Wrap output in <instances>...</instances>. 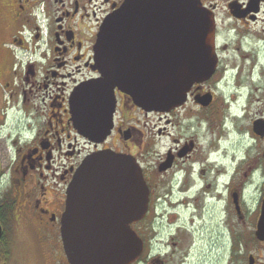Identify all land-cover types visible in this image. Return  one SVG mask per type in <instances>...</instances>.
Here are the masks:
<instances>
[{
  "label": "flooded vegetation",
  "instance_id": "flooded-vegetation-1",
  "mask_svg": "<svg viewBox=\"0 0 264 264\" xmlns=\"http://www.w3.org/2000/svg\"><path fill=\"white\" fill-rule=\"evenodd\" d=\"M125 1L0 0V134L9 140L0 143V240L10 249L1 264H13L22 229L70 264L60 246L67 191L84 159L107 150L135 158L149 187L148 214L132 225L145 250L132 264L173 262L187 237L178 211L189 201L202 210L208 199L220 204L217 225L229 253L239 231L264 249L256 234L264 205V0H198L215 16V72L164 112L147 111L116 88L112 119L94 139L77 127L72 98L104 78L95 46ZM8 152L6 170L1 153ZM158 225L172 231L165 243ZM156 243L167 251L154 252Z\"/></svg>",
  "mask_w": 264,
  "mask_h": 264
},
{
  "label": "water",
  "instance_id": "water-1",
  "mask_svg": "<svg viewBox=\"0 0 264 264\" xmlns=\"http://www.w3.org/2000/svg\"><path fill=\"white\" fill-rule=\"evenodd\" d=\"M95 52L104 78L78 87L72 105L80 132L97 139L93 133L112 119L116 88L141 108L164 112L179 106L195 82L210 78L217 66L214 15L198 0H126L107 17ZM148 204L149 188L132 157L88 156L68 188L62 217L69 262L137 260L143 241L131 224L145 217ZM257 236L264 241V205Z\"/></svg>",
  "mask_w": 264,
  "mask_h": 264
},
{
  "label": "rangeland",
  "instance_id": "rangeland-1",
  "mask_svg": "<svg viewBox=\"0 0 264 264\" xmlns=\"http://www.w3.org/2000/svg\"><path fill=\"white\" fill-rule=\"evenodd\" d=\"M218 1L221 3L225 2L224 0ZM12 123L13 118L10 120L8 126H11ZM143 130L147 131L145 128ZM2 137L3 135L0 134V143L2 145L5 143L6 145L9 140ZM1 157L3 167L7 170V164L10 158L13 157V154L10 152L1 153ZM209 196L212 197L213 192ZM205 206L204 211L200 210L202 204L198 208L191 207V205L190 208L187 206L186 209L179 208L180 220L187 225L186 233L188 236L181 235L182 245L177 249L175 258L171 264H249L251 253L258 255V259H260L258 264L264 260V249H258L254 245L251 246L250 235L244 233V231L238 232L233 242L234 249L229 253L225 246H222L224 242L223 229L217 225L220 222V204L213 203L208 199ZM160 214L163 215L162 210H160ZM153 217L154 214L152 215ZM192 218H194V225L192 224ZM165 222L166 217L162 219V225ZM158 228L160 229L159 232L161 231L158 235L159 241L165 243L172 231L161 227V225H158ZM20 231L16 237L18 241L15 246L13 264H66V260L56 253L57 249L55 253H52L50 248L46 247L39 239V236L32 233L30 229H22ZM248 243L249 245H247ZM228 245H231L230 241H228ZM60 246L62 247V243H60ZM166 251L165 247L157 243L154 244V252L165 253Z\"/></svg>",
  "mask_w": 264,
  "mask_h": 264
},
{
  "label": "trees",
  "instance_id": "trees-1",
  "mask_svg": "<svg viewBox=\"0 0 264 264\" xmlns=\"http://www.w3.org/2000/svg\"><path fill=\"white\" fill-rule=\"evenodd\" d=\"M8 243L6 241L0 240V264L3 262H9L10 252Z\"/></svg>",
  "mask_w": 264,
  "mask_h": 264
}]
</instances>
